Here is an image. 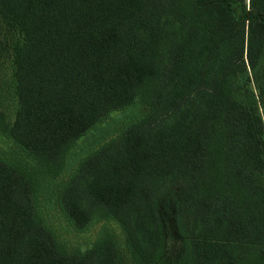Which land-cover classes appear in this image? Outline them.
Returning <instances> with one entry per match:
<instances>
[{
	"label": "trees",
	"instance_id": "16d2710c",
	"mask_svg": "<svg viewBox=\"0 0 264 264\" xmlns=\"http://www.w3.org/2000/svg\"><path fill=\"white\" fill-rule=\"evenodd\" d=\"M0 26L17 36L0 130L31 164L0 158V264H264V0H0ZM132 105L57 196L76 230L113 221L125 254L108 230L66 251L33 174Z\"/></svg>",
	"mask_w": 264,
	"mask_h": 264
},
{
	"label": "rangeland",
	"instance_id": "374dc122",
	"mask_svg": "<svg viewBox=\"0 0 264 264\" xmlns=\"http://www.w3.org/2000/svg\"><path fill=\"white\" fill-rule=\"evenodd\" d=\"M16 37L15 32L7 31L3 26H0V114L6 125L10 123L15 108V96L12 91L11 79L10 45ZM136 109L137 106L132 105L123 110L111 112L109 116L99 121L70 148L66 166L57 176L51 177L40 173L33 174L36 213L43 224L53 233L57 245L64 250L72 251L84 248L100 232L108 230L114 234L120 244L121 252L125 254L121 245L119 229L113 221L98 219L93 221L87 228L76 230L69 224L60 210L57 196L63 180H65L76 161L116 131L117 128H113L116 120L121 119L117 124L127 123L129 120H124V116L126 114L129 115L131 111ZM0 158L24 168H31L30 161L25 153L14 145L1 130ZM123 264H130L129 257H123Z\"/></svg>",
	"mask_w": 264,
	"mask_h": 264
}]
</instances>
